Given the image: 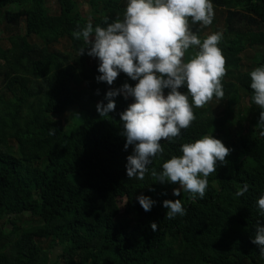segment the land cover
<instances>
[{
  "label": "trees",
  "instance_id": "1",
  "mask_svg": "<svg viewBox=\"0 0 264 264\" xmlns=\"http://www.w3.org/2000/svg\"><path fill=\"white\" fill-rule=\"evenodd\" d=\"M212 2L223 14L224 96L194 108L190 127L172 143L162 139L163 153L148 166L161 171L182 143L205 134L221 140L231 151L209 174L204 198L192 201L184 191L172 195L178 184L127 177L132 147L123 148L119 113L131 98L118 95L107 117L96 111L109 88L135 81L119 73L111 86L97 82L98 61L78 56L86 45L72 33L104 16L122 18L126 0H87L85 14L78 0H54L53 9L47 0H0V264H264L251 243L255 226H264L256 206L264 136L248 87V73L264 64V0ZM191 27L207 36L199 22ZM61 41L67 51L53 47ZM255 47L262 52L246 68L242 54ZM244 183L248 191L237 197ZM139 194L156 201L150 211ZM166 199H180L186 214L167 218Z\"/></svg>",
  "mask_w": 264,
  "mask_h": 264
},
{
  "label": "clouds",
  "instance_id": "2",
  "mask_svg": "<svg viewBox=\"0 0 264 264\" xmlns=\"http://www.w3.org/2000/svg\"><path fill=\"white\" fill-rule=\"evenodd\" d=\"M214 17L212 0H126L122 18H102V25L87 22L73 39L83 40L85 47L77 50L78 56L87 55L98 61L97 82L111 86L119 73H124L134 85L122 83L109 88L103 101L97 102L96 111L102 118L115 108L119 95L132 102L119 113L124 137V150L132 152L126 157L125 172L129 179L143 180L145 174L156 182L178 184L172 195L181 191L189 193V199H203L208 186V176L223 164L231 149L221 140L205 134L193 142L182 143L181 155H172L161 165V171L150 170L152 158L164 149L160 141L172 143L196 119L193 109L202 108L224 96L221 80L225 73L224 58L218 46L223 39L220 31L203 39L192 30L199 22L209 26ZM193 49V52H189ZM186 53L188 54L186 57ZM251 100L261 109L256 128L264 136V64L249 73ZM183 88L184 91L178 89ZM165 90H167L165 94ZM99 95V90L96 91ZM190 98V99H189ZM50 134H52L50 132ZM244 183L235 195L248 191ZM151 190V189H150ZM143 211L148 212L156 201L139 194L136 196ZM165 216L173 219L184 216L186 208L181 200H163ZM258 215L264 216V192L256 200ZM153 231L156 224H150ZM251 243L259 247L264 256V226L257 224Z\"/></svg>",
  "mask_w": 264,
  "mask_h": 264
},
{
  "label": "rangeland",
  "instance_id": "3",
  "mask_svg": "<svg viewBox=\"0 0 264 264\" xmlns=\"http://www.w3.org/2000/svg\"><path fill=\"white\" fill-rule=\"evenodd\" d=\"M48 1V5L53 9L55 7L54 5V0H47ZM79 2V6L80 9L82 10V12L85 14L88 10V4H87V0H78ZM222 11H214V17H213V21L209 26L205 27V32L204 35H208L211 34L212 32L215 31H220L222 29L223 26V18H222ZM20 26H22V24H20ZM55 49H58L59 51H67L68 49V44L65 41H61L58 45L53 46ZM262 52V48L261 47H255L251 50H247L242 54L243 57V61L245 64V67H250L252 65V63L257 59L258 54H260ZM74 114V111L68 112L66 113L63 117H62V121L64 123V125H67L70 123L71 118ZM179 185L175 186V188H178ZM125 201L122 200L121 203L119 204V207L121 209V212L123 211V206H124ZM6 229V228H5ZM43 248L47 247L46 243L42 244ZM59 253V249L58 248H52L51 249V258L52 260H54L57 256V254Z\"/></svg>",
  "mask_w": 264,
  "mask_h": 264
}]
</instances>
